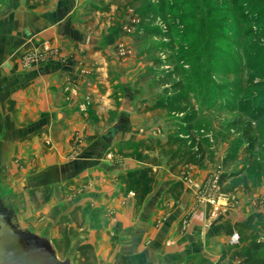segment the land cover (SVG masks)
Returning a JSON list of instances; mask_svg holds the SVG:
<instances>
[{"label":"rangeland","instance_id":"obj_1","mask_svg":"<svg viewBox=\"0 0 264 264\" xmlns=\"http://www.w3.org/2000/svg\"><path fill=\"white\" fill-rule=\"evenodd\" d=\"M95 4L90 8L96 6L98 10H86L92 23L87 34L99 36L104 43L98 49L88 47L86 34V49L74 54L79 62L84 61L79 70L86 78L80 91L84 97L79 102L84 107L80 115L90 132L85 139H90L77 144L78 131H70L69 121L53 129L54 139L61 142L71 138L77 147L67 153L66 161L99 140L105 150L99 158L132 161L127 172L144 166L136 160L139 150L135 144L151 138L166 140L171 128L169 117L152 111V106L166 86L180 81L190 99L188 109L198 114L197 134L206 138L213 156L204 167L189 168L212 172V187L221 172H264L263 121L258 128L242 112L247 103L264 100V0H97ZM95 50H99L98 55ZM126 97L131 99L132 113L122 111ZM109 104L111 109L105 112ZM25 152L29 153L25 162L17 164V172H8L9 178L18 190L46 180L45 186L27 188L33 198L32 209L22 218L25 225L42 231L56 215L68 214L70 199L81 194L88 180L99 177L67 172L63 184L57 185L58 172H50L52 168L41 172L34 165L31 150ZM148 158L159 159L161 180H169L168 152L159 149L141 156L142 161ZM96 163L95 168L100 169L102 162ZM259 178L254 175V179ZM72 186H76L73 193H64ZM217 187L213 189L219 196L229 194ZM260 230L263 235L259 240L264 241L263 225ZM75 235L71 246L79 241L80 236ZM233 236L232 244H238L239 240L233 243ZM52 239L58 241L55 236Z\"/></svg>","mask_w":264,"mask_h":264},{"label":"crops","instance_id":"obj_2","mask_svg":"<svg viewBox=\"0 0 264 264\" xmlns=\"http://www.w3.org/2000/svg\"><path fill=\"white\" fill-rule=\"evenodd\" d=\"M96 2L0 0V161L7 172H17L30 149L37 169L58 172L57 185L63 184L67 172L99 177L88 180L81 194L70 199L68 214L50 221L52 237L61 240L64 229L70 240L73 234L80 236L73 245L91 243L99 264H184L198 253L217 262L224 246L232 244L235 224L251 213L264 214V180L255 191L237 187L219 196L211 186L212 172H194L186 166L179 176L169 172L171 178L163 182L159 166L156 188L139 206L122 180L132 161L99 158L105 151L99 140L66 161L67 153L77 147L71 138L60 142L53 137L54 130L69 121L70 131H78L77 144L90 139H85L88 122L80 115L86 78L79 70L84 61L74 54L86 49L84 35L92 24L86 10H98L90 8ZM110 109L109 104L105 112ZM58 111L67 112L68 118L58 122ZM96 161L102 162L100 169L95 168ZM179 181L184 189L176 199L168 190ZM45 185L41 180L29 187ZM233 264L244 262L236 259Z\"/></svg>","mask_w":264,"mask_h":264},{"label":"trees","instance_id":"obj_3","mask_svg":"<svg viewBox=\"0 0 264 264\" xmlns=\"http://www.w3.org/2000/svg\"><path fill=\"white\" fill-rule=\"evenodd\" d=\"M162 1V0H154ZM252 1V0H251ZM95 9L96 6H95ZM264 33V31H263ZM190 99L183 84L178 81L166 86L160 97L157 98L152 111L158 110L164 112L171 123V128L166 136V140L147 139L136 143L139 152L136 154V160L145 165L133 169L125 177L124 183L129 190L135 194L137 204L143 205L147 198L156 188V167L160 166L158 158H148L141 160L143 154H154L159 149L168 152L167 166L173 175H181L186 166L204 167L208 162L213 161L212 152L207 145V140L200 137L196 130V121L198 114L194 109H188ZM256 110V111H255ZM255 111V112H254ZM246 117H251L260 128L264 124V100L257 103H247L242 108ZM263 121V124H260ZM239 124V122H235ZM261 137L264 139V131L260 130ZM255 158V156H253ZM264 163V158H263ZM227 167V166H225ZM258 174L261 181L264 179V172H221L218 178V185L221 193H231L237 187H243L245 191H252L260 180L254 179ZM122 178V180H124ZM258 182V183H257ZM260 182V183H259ZM182 182H176L168 190V193L178 197L183 192ZM264 227V214L251 213L244 221L237 222L235 228L239 234L238 244H227L224 246L222 254L217 262L203 256H190L186 264L196 261L197 264H223L229 262L233 264L236 259H240L244 264H264V241L259 240L263 235L260 227ZM63 238L54 241L59 254L66 255L70 250L71 240L64 229ZM76 261V263H75ZM75 264H99L95 248L91 243H82L77 247L74 256Z\"/></svg>","mask_w":264,"mask_h":264},{"label":"water","instance_id":"obj_4","mask_svg":"<svg viewBox=\"0 0 264 264\" xmlns=\"http://www.w3.org/2000/svg\"><path fill=\"white\" fill-rule=\"evenodd\" d=\"M89 46L99 48L104 41L89 36ZM122 111L133 112L131 99L126 97L122 103ZM69 114L58 111L56 119L62 122ZM65 175V172H63ZM23 190L15 189L9 173L3 165L0 170V264H75L74 256L77 246L73 245L62 258L52 239V224L39 231L22 221L32 209V196Z\"/></svg>","mask_w":264,"mask_h":264},{"label":"built area","instance_id":"obj_5","mask_svg":"<svg viewBox=\"0 0 264 264\" xmlns=\"http://www.w3.org/2000/svg\"><path fill=\"white\" fill-rule=\"evenodd\" d=\"M218 178H219V177H217V178L215 179V182H214V183H215V185H214V188H215V189H218V187H217V186H218ZM238 240H239V236H238V234H235V235L233 236V240H232L233 243H235V242L238 241Z\"/></svg>","mask_w":264,"mask_h":264},{"label":"flooded vegetation","instance_id":"obj_6","mask_svg":"<svg viewBox=\"0 0 264 264\" xmlns=\"http://www.w3.org/2000/svg\"><path fill=\"white\" fill-rule=\"evenodd\" d=\"M0 165H1V166H0V170H1V168H2V166H3L2 163H1V161H0Z\"/></svg>","mask_w":264,"mask_h":264}]
</instances>
